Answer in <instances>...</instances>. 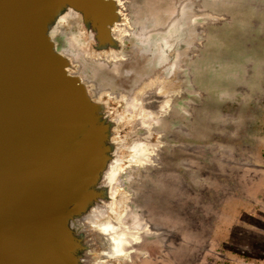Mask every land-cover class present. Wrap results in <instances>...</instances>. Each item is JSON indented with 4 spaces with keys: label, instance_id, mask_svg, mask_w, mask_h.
<instances>
[{
    "label": "rangeland",
    "instance_id": "374dc122",
    "mask_svg": "<svg viewBox=\"0 0 264 264\" xmlns=\"http://www.w3.org/2000/svg\"><path fill=\"white\" fill-rule=\"evenodd\" d=\"M122 1L124 58L90 57L80 19L56 37L98 97L120 98L118 119L133 117L115 188L124 213L104 220L113 236L81 227L88 254L264 264V0Z\"/></svg>",
    "mask_w": 264,
    "mask_h": 264
},
{
    "label": "water",
    "instance_id": "95a60500",
    "mask_svg": "<svg viewBox=\"0 0 264 264\" xmlns=\"http://www.w3.org/2000/svg\"><path fill=\"white\" fill-rule=\"evenodd\" d=\"M69 1L112 39L117 3ZM50 2L0 0V264H79L68 220L99 197L109 157L113 125L55 51Z\"/></svg>",
    "mask_w": 264,
    "mask_h": 264
},
{
    "label": "bare ground",
    "instance_id": "6f19581e",
    "mask_svg": "<svg viewBox=\"0 0 264 264\" xmlns=\"http://www.w3.org/2000/svg\"><path fill=\"white\" fill-rule=\"evenodd\" d=\"M118 4L119 15H116V18L119 17V21L112 27V39H98L97 31L92 26V22L90 20L88 12L85 10L73 6L69 0H51L49 6V17H48V27L47 34L52 40L55 51L64 59L65 69L71 75H75L78 77V80L82 81L86 85V91L90 96H92L97 102H104L106 105L110 106V110L108 113L110 114V122L113 125V129L110 132V137L107 139L106 147L109 149V157L106 166V170L102 177V182L98 181L96 184V189L99 191V197L95 198L93 201L87 202L82 208L83 213L79 215L74 221H69L68 224L72 228V231H76L73 235V244L78 246V250H80L77 255L79 256L78 262L79 264H104V260L99 259V255H89L86 249L82 245H86V241H82L83 232H81V227L85 230L92 232V236L94 235V231L96 225L100 223V230L106 236H113V232L111 228L107 224V220H105L110 214L116 217H121L124 213V206L126 202L125 193H116V180L118 175L120 174V168L124 167V152L128 149V141L127 138L130 134L131 122L133 117L128 116L129 112L123 114V119H118L121 111L116 108L120 98L112 97L110 92L105 91L108 94L107 97L100 98L96 95L97 90L94 88V83L89 81L80 71V64L76 63L74 59L63 52L62 49L59 48V43L56 37L60 36L62 33V29L71 28L70 21H74V19L82 21V26L85 32L84 46L85 49L90 52V57L93 58H112L115 56H122V49L120 48L124 43V37L119 36L116 33V30L119 25L127 24L128 21L125 17V11L123 8L122 0H113ZM114 3V4H115ZM122 21V22H121ZM83 38V37H82ZM123 57V56H122ZM124 58V57H123ZM122 58V59H123ZM121 60V59H120ZM144 90V89H143ZM145 91V90H144ZM116 98V99H115ZM115 99L114 101H111ZM141 111L140 109H138ZM130 114V113H129ZM136 119H140V113L136 114ZM119 125L122 128L118 129V132L115 133L113 130H116ZM116 137V139H115ZM123 149V150H122ZM128 161V160H127ZM104 166V167H105ZM123 170V168H122ZM96 182V181H95ZM94 182V183H95ZM115 206V207H114ZM105 220V221H104ZM104 221V222H103ZM72 224V226H71ZM75 227H78L75 229ZM120 238V237H119ZM116 239V237H115ZM121 239V238H120ZM118 239V240H120ZM111 240V239H110ZM123 241V240H122ZM84 242V244H83ZM117 242V241H116ZM118 245L121 244V241H118ZM75 246V247H76ZM77 249V248H76ZM104 252V251H103ZM101 252V254L103 253ZM100 254V252H99ZM76 255V256H77ZM101 257H104L101 255Z\"/></svg>",
    "mask_w": 264,
    "mask_h": 264
}]
</instances>
